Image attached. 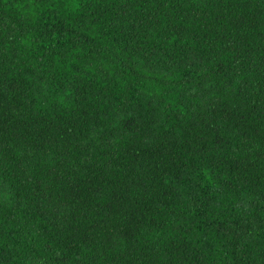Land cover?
I'll use <instances>...</instances> for the list:
<instances>
[{"label": "trees", "instance_id": "1", "mask_svg": "<svg viewBox=\"0 0 264 264\" xmlns=\"http://www.w3.org/2000/svg\"><path fill=\"white\" fill-rule=\"evenodd\" d=\"M0 264H264V0H0Z\"/></svg>", "mask_w": 264, "mask_h": 264}]
</instances>
